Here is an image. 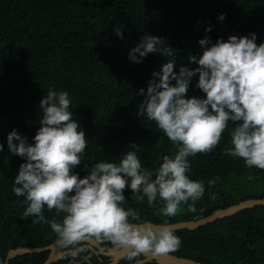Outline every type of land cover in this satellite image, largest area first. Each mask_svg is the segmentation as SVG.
<instances>
[{
	"label": "trees",
	"instance_id": "trees-1",
	"mask_svg": "<svg viewBox=\"0 0 264 264\" xmlns=\"http://www.w3.org/2000/svg\"><path fill=\"white\" fill-rule=\"evenodd\" d=\"M118 28L122 38L116 35ZM252 33L258 46L264 43V0H0V264L10 249L40 248L56 240L50 225H32L35 217H24L25 198L16 197L12 187L26 161L12 155L7 144L12 130L34 143L42 118L40 101L50 88L69 93V110L88 140L74 174L84 178L96 163H118L127 150H134L132 143L140 145L135 151L142 166L154 171L163 156H174L177 146L155 122L138 116L143 97L137 93L146 92L152 73L169 60H175L176 72L181 66L197 67L189 65L188 57L199 58L203 49L198 42L206 36L214 44ZM144 34L163 38L173 56L149 54L141 63L130 61L128 53ZM197 83L194 77L188 98H205ZM233 127L229 122L213 151L188 157L190 179L205 184L194 211L181 205L175 217L158 216L162 201L149 206L146 198L132 199L130 189L123 193L127 203L122 206L138 210L142 221L171 224L263 198L264 170L223 153ZM217 177L209 187L207 181ZM44 215L58 222L63 218L46 207ZM175 234L182 244L170 254L177 257L202 264H264V206ZM45 258L35 253L9 264H42Z\"/></svg>",
	"mask_w": 264,
	"mask_h": 264
},
{
	"label": "clouds",
	"instance_id": "clouds-1",
	"mask_svg": "<svg viewBox=\"0 0 264 264\" xmlns=\"http://www.w3.org/2000/svg\"><path fill=\"white\" fill-rule=\"evenodd\" d=\"M224 18L219 16L221 21ZM116 35L122 38L119 28ZM256 39L255 33L233 35L213 44L206 36L198 42L203 49L199 58L188 57L189 65L197 67L181 66L176 72L175 60H169L152 73L146 92L137 93L143 97L138 116L155 122L177 146L174 156H163L154 171L142 166L135 151L140 145L132 143L129 147L134 150H127L118 163H96L84 178L74 174L88 140L69 110V93L50 88L40 101L42 118L34 143L29 144L17 130L7 137L8 151L26 161L12 187L16 197L25 198L24 217H35L32 225H50L63 257L71 258L73 264L77 260L90 264L93 252L88 241L119 249L124 252L122 259L135 264H144L141 257L160 258L178 251L182 241L172 225L165 220L153 227L142 221L138 210L122 206L127 203L123 193L130 189L132 199L143 202L146 198L149 206L159 199L163 206L158 216L175 217L181 205L194 211L205 184L190 179L188 157L213 151L229 122L235 127L223 153L242 159L248 168L264 170V43L258 46ZM173 53L163 38L144 34L128 57L138 64L149 54L171 57ZM194 77L203 99L187 97ZM218 179L207 181L208 186ZM45 207L55 210L56 216L63 214L62 220L46 219Z\"/></svg>",
	"mask_w": 264,
	"mask_h": 264
},
{
	"label": "water",
	"instance_id": "water-1",
	"mask_svg": "<svg viewBox=\"0 0 264 264\" xmlns=\"http://www.w3.org/2000/svg\"><path fill=\"white\" fill-rule=\"evenodd\" d=\"M257 206H264V197L259 198V199H247V200L239 202L238 204H234V205L228 206L223 209H217L211 215H208L206 217H203L195 221H180L176 223H171L170 225H172L174 232L182 231V230L191 231L199 227H203L207 224H210L218 219L231 217L239 213L240 211H243L245 209H251ZM151 225L155 227L159 224L151 223ZM88 243H92L93 245L98 246V244H96L95 241H88ZM47 250L51 251L47 259L45 260L47 261V264H53L57 262L59 259L58 255L60 256L63 255V253L58 248L55 242H53L52 244L46 247H42V248L19 247L15 249H10L7 252L5 261L2 264H9V261L15 257L30 255V254H35V253H43ZM106 254L109 256L111 255L113 257V262L111 264H116L122 259L124 252L119 249L109 248ZM143 260H144V263H147L150 261H156L158 264H202L194 260L177 257L172 254H167L166 256H162L160 258L143 257ZM43 264H45V262Z\"/></svg>",
	"mask_w": 264,
	"mask_h": 264
},
{
	"label": "flooded vegetation",
	"instance_id": "flooded-vegetation-1",
	"mask_svg": "<svg viewBox=\"0 0 264 264\" xmlns=\"http://www.w3.org/2000/svg\"><path fill=\"white\" fill-rule=\"evenodd\" d=\"M88 244L93 252L90 264H111L113 262V257L111 255L109 256L106 254L108 252V249L111 247H105L102 245L95 246L92 243H88ZM43 247H46V246H43ZM43 253L46 255V258H45L46 260L48 255L51 253V251L47 250ZM141 259H143V257H141ZM53 264H73V261L71 260V258H64L62 255L60 257V260L57 263H53ZM75 264H80V261L79 260L75 261ZM116 264H135V262L134 261L130 262L125 259H121ZM144 264H158V263L156 261H150Z\"/></svg>",
	"mask_w": 264,
	"mask_h": 264
}]
</instances>
